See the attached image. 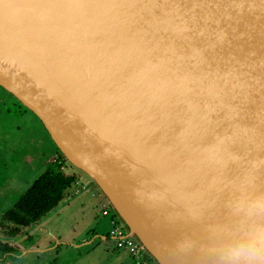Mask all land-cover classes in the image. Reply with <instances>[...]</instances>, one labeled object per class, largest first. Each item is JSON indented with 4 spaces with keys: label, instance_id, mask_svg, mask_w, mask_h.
Wrapping results in <instances>:
<instances>
[{
    "label": "water",
    "instance_id": "water-1",
    "mask_svg": "<svg viewBox=\"0 0 264 264\" xmlns=\"http://www.w3.org/2000/svg\"><path fill=\"white\" fill-rule=\"evenodd\" d=\"M0 87L155 264L264 199V0H0Z\"/></svg>",
    "mask_w": 264,
    "mask_h": 264
},
{
    "label": "rangeland",
    "instance_id": "rangeland-1",
    "mask_svg": "<svg viewBox=\"0 0 264 264\" xmlns=\"http://www.w3.org/2000/svg\"><path fill=\"white\" fill-rule=\"evenodd\" d=\"M22 106L17 99L0 87V135L7 138L0 140V142H9V145L0 148V219L3 214L14 207L31 183L44 171L41 163H45L46 157L56 150L54 142L39 118L32 111ZM88 196V210H81L82 213L86 214H79L81 218L78 226H74L71 230V234L76 236L74 237L77 239L76 242L80 243H76L74 248L68 246V250L66 248L65 250L64 248L58 249L57 252L60 256L57 257L55 252L52 253V256L55 255L56 258L60 259L78 260L80 256H77V253L80 250L82 255L86 253L83 258L79 259L81 264H109L106 247L114 249V243L106 245L100 243V245L98 240L90 244L95 235L89 232L93 225L97 226V223H101L102 219L105 218L102 213L103 205H107V202L99 200L98 196L92 197V194ZM62 205L63 203L60 205L61 210ZM74 210L75 205L64 209L66 212H73ZM63 215L66 223L69 222L71 214ZM107 220L103 224L104 233H109L112 228ZM50 222L51 219L48 220V217H44L40 226L48 227ZM87 255L93 257H86Z\"/></svg>",
    "mask_w": 264,
    "mask_h": 264
},
{
    "label": "flooded vegetation",
    "instance_id": "flooded-vegetation-1",
    "mask_svg": "<svg viewBox=\"0 0 264 264\" xmlns=\"http://www.w3.org/2000/svg\"><path fill=\"white\" fill-rule=\"evenodd\" d=\"M6 139L7 138H4L2 136L0 137V140H6ZM6 145H9V142H0V148L1 146H6ZM46 158H47L46 162L41 163L44 168V171L41 174L47 171H51L56 174L62 173L65 176H70V177L73 176L75 177V181L70 188H72L73 186L74 187L76 186L78 190L87 189V187L84 184H82L81 181L78 179V175L71 172V169L68 167L67 162L64 160L63 156L57 149L55 150V152L48 155ZM63 165H64V168H62ZM34 181L31 183L29 188L32 186ZM29 188L27 189V191L29 190ZM25 193L23 195H25ZM16 204L14 205L12 209L15 208ZM60 204L55 209H53L46 215L42 216L38 221L30 225L15 224L12 221L6 220V215L12 209H10L8 212L3 214L0 219V264H81L78 260H71V259H66V258H63V259L56 258V256H60L59 252H57L58 249H62V248H64V250L65 248L68 249L66 245L60 244L61 242L60 239L59 240L53 239V236L55 235V233L57 234L59 233L55 229L57 226H59V222H57L56 219L60 215H57V214L55 215L51 213L56 211L58 207L60 206ZM105 211L107 212V214H104ZM112 211H113L112 207L108 206V208H106L103 211V214L108 215ZM54 215L55 217H53ZM44 217H48V220L51 219V222L56 221L55 223L56 227L54 225L52 226L48 225V227H45V228L40 226L41 225L40 222L42 221ZM111 221H112L111 230L109 231V233H104L102 237H105L108 240H111V242L114 243L115 247L121 250V248H118L116 246L118 237L113 233L115 228L119 226V223L116 222L115 217ZM58 235L61 236L62 234H58ZM59 236H57V238ZM48 240H51V242H48ZM52 248H54V250H50ZM53 252L56 253L55 254L56 256L55 255L52 256ZM64 255L68 256L67 254H64ZM131 256L134 260V264H137L136 258L132 254ZM142 260H143V263L145 264H155L154 261L148 255H144Z\"/></svg>",
    "mask_w": 264,
    "mask_h": 264
},
{
    "label": "crops",
    "instance_id": "crops-1",
    "mask_svg": "<svg viewBox=\"0 0 264 264\" xmlns=\"http://www.w3.org/2000/svg\"><path fill=\"white\" fill-rule=\"evenodd\" d=\"M73 170H71L72 172ZM74 173V172H72ZM76 175H78L76 173ZM78 179L81 181L82 184H84L87 189H79L76 188V186L68 189L66 191V194H65V197L63 199V201L61 202V204L63 203L62 205V210L60 209L61 206L58 207V209L54 212H52L51 214H57V215H60L57 217L56 221L59 222V226H55V223L56 221H52L49 223L50 226L54 225L56 227L55 230H57V232H59L58 234H62L61 236H59L57 233H55V235L53 236V239L55 240H61L60 244H63V245H66L67 247L70 246V247H75V244L76 243H79V242H76L77 239H75L74 237H76L75 235H72L71 234V230H73L74 226H78V222L81 218V216H79V214H86V213H82L81 210H88L87 209V204H88V201H89V194L91 195L92 194V197H96L98 196L99 197V200L101 201H104L105 203L107 202L102 194L99 192V190L96 188V186L89 180H86L83 176L81 175H78ZM98 193V195H97ZM60 204V205H61ZM73 205H75V210L73 212H66L64 211L65 207H72ZM108 203L107 205L104 204L103 205V211L108 208ZM63 211V212H62ZM63 214H71V219L69 222L66 223V220H64V215ZM55 215L53 217H55ZM103 218L101 223H97V226L96 225H93V228L89 231L90 233H93V235H95V238L94 240L91 242V243H94V242H97L99 240V244L103 243V244H111V240H108L107 238L105 237H102V235L104 234L105 232V229H104V222L107 220L109 221V224L111 225L112 223V219H117V216L116 214L112 211L110 214L108 215H104L102 213ZM118 223L119 220H118ZM53 226V228H54ZM65 226V227H64ZM51 228V227H50ZM59 236L57 238V236ZM64 237V238H63ZM90 243V244H91ZM89 244V245H90ZM100 244V245H101ZM107 248V260L110 261L111 264H132L134 263V260L130 254V252L127 250V249H117L116 247L114 249H110L108 247ZM50 250H54V248L50 249ZM68 250V249H67ZM97 250V249H96ZM103 250V249H102ZM101 250V251H102ZM100 251V253H101ZM89 253V252H88ZM86 255V253H82L80 252V250H78V253H77V256H80V258H83L84 256ZM89 255H87L86 257H88ZM90 258L93 257L92 255L89 256ZM79 258V259H80ZM78 259V261H79ZM83 261V260H82ZM81 261V262H82Z\"/></svg>",
    "mask_w": 264,
    "mask_h": 264
},
{
    "label": "clouds",
    "instance_id": "clouds-1",
    "mask_svg": "<svg viewBox=\"0 0 264 264\" xmlns=\"http://www.w3.org/2000/svg\"><path fill=\"white\" fill-rule=\"evenodd\" d=\"M219 250L225 264H264V199L249 205L245 217L227 230Z\"/></svg>",
    "mask_w": 264,
    "mask_h": 264
},
{
    "label": "trees",
    "instance_id": "trees-1",
    "mask_svg": "<svg viewBox=\"0 0 264 264\" xmlns=\"http://www.w3.org/2000/svg\"><path fill=\"white\" fill-rule=\"evenodd\" d=\"M75 181L73 176L47 171L41 174L23 195L6 220L30 225L55 209L64 199L66 191Z\"/></svg>",
    "mask_w": 264,
    "mask_h": 264
},
{
    "label": "built area",
    "instance_id": "built-area-1",
    "mask_svg": "<svg viewBox=\"0 0 264 264\" xmlns=\"http://www.w3.org/2000/svg\"><path fill=\"white\" fill-rule=\"evenodd\" d=\"M62 168H64V165ZM104 214H107V212L105 211ZM116 222H118L117 219H116ZM113 233L118 237V240L116 242V246L118 248L127 249L136 258L137 264H145V263H143L142 258L146 254L139 247V245L137 244V242L133 238L125 236L126 233H125V231H124V229L120 223H119V226L117 228H115Z\"/></svg>",
    "mask_w": 264,
    "mask_h": 264
}]
</instances>
